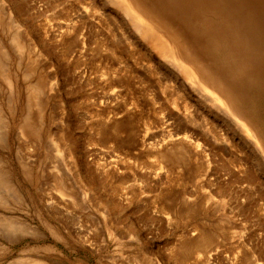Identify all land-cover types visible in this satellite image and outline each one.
Returning <instances> with one entry per match:
<instances>
[{"label":"rangeland","instance_id":"1","mask_svg":"<svg viewBox=\"0 0 264 264\" xmlns=\"http://www.w3.org/2000/svg\"><path fill=\"white\" fill-rule=\"evenodd\" d=\"M124 2L0 0V264H264V0Z\"/></svg>","mask_w":264,"mask_h":264},{"label":"bare ground","instance_id":"2","mask_svg":"<svg viewBox=\"0 0 264 264\" xmlns=\"http://www.w3.org/2000/svg\"><path fill=\"white\" fill-rule=\"evenodd\" d=\"M121 1L123 2V4H125L124 9L126 10V13L131 18V20L134 21L135 23H139L141 25L142 33L145 36L150 35L151 34V28H150L149 24L145 21V19H143L129 4H126L124 2V0H121ZM163 53H164V55L166 54V56H168L170 58V60L172 59L173 63L177 62V59L174 57V53L172 51H169V50L164 48ZM190 76L194 77L191 74H190ZM202 89H204L203 90L204 92L209 91L206 87H203ZM209 92L211 93L213 100H219V97L214 92H211V91H209ZM181 137H183V136H181Z\"/></svg>","mask_w":264,"mask_h":264}]
</instances>
